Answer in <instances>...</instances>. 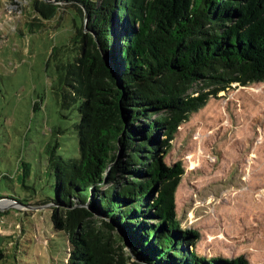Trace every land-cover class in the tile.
Here are the masks:
<instances>
[{
  "label": "trees",
  "instance_id": "obj_1",
  "mask_svg": "<svg viewBox=\"0 0 264 264\" xmlns=\"http://www.w3.org/2000/svg\"><path fill=\"white\" fill-rule=\"evenodd\" d=\"M61 5L74 18L68 43L51 50L52 95L77 114L78 156L65 161L56 140L47 144L53 197L36 202L51 206L52 228L66 237L65 264H137L90 227L93 214L116 226L140 264H247L195 253L198 234L182 230L175 213L183 169L164 158L209 96L264 82V0H44L34 8L51 20ZM195 83L212 89L192 96Z\"/></svg>",
  "mask_w": 264,
  "mask_h": 264
},
{
  "label": "rangeland",
  "instance_id": "obj_2",
  "mask_svg": "<svg viewBox=\"0 0 264 264\" xmlns=\"http://www.w3.org/2000/svg\"><path fill=\"white\" fill-rule=\"evenodd\" d=\"M43 1L0 0V264H65L68 255L66 237L52 228L51 206L36 201L53 197L47 144L56 140L65 161L78 156L77 114L54 103L50 56L68 43L74 11L61 5L44 20L34 8ZM211 89L195 83L189 94ZM165 152L167 166L183 169L175 213L182 230L198 234L195 253L264 264V82L209 96ZM22 167L28 177L18 172ZM14 195L19 203L5 198ZM89 222L121 246L116 226L111 231L94 216Z\"/></svg>",
  "mask_w": 264,
  "mask_h": 264
},
{
  "label": "water",
  "instance_id": "obj_3",
  "mask_svg": "<svg viewBox=\"0 0 264 264\" xmlns=\"http://www.w3.org/2000/svg\"><path fill=\"white\" fill-rule=\"evenodd\" d=\"M109 64V63H108ZM92 213V212H91ZM93 214V213H92ZM93 216L94 217H96L97 219H98V221L100 222V220H99V216H97V215H94L93 214ZM102 219V218H101ZM100 224H101V222H100ZM112 231H114V229L112 230ZM117 236H119V237H121L122 238V243H121V240H120V243L122 244V246H123V249H124V253H126L129 257H130V262H136L137 264H140V262L138 261V260H136L134 257H133V255L130 253V250H129V247H128V244H127V242H126V240H125V238H123V236L118 232V234H117Z\"/></svg>",
  "mask_w": 264,
  "mask_h": 264
}]
</instances>
